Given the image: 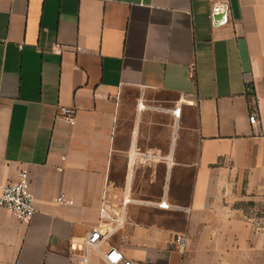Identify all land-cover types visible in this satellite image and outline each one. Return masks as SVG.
I'll list each match as a JSON object with an SVG mask.
<instances>
[{
  "label": "crops",
  "instance_id": "crops-1",
  "mask_svg": "<svg viewBox=\"0 0 264 264\" xmlns=\"http://www.w3.org/2000/svg\"><path fill=\"white\" fill-rule=\"evenodd\" d=\"M23 169L37 210L23 223L0 208V264H108L88 233L128 192L105 249L264 264V227L222 204L231 184L264 195V0H0V183Z\"/></svg>",
  "mask_w": 264,
  "mask_h": 264
},
{
  "label": "built area",
  "instance_id": "built-area-1",
  "mask_svg": "<svg viewBox=\"0 0 264 264\" xmlns=\"http://www.w3.org/2000/svg\"><path fill=\"white\" fill-rule=\"evenodd\" d=\"M229 6L224 2L213 1L211 17L215 24H218L215 15L221 12H227L228 18ZM52 51L55 54L62 55L64 48L62 46H55ZM251 91V88H248ZM143 102L139 103V109L145 108ZM178 119L181 116V107L170 110ZM78 110L76 107L61 106L59 109L58 117L68 120L71 124L76 123ZM251 124H256L260 120V112L256 102L253 103V108L249 117ZM60 202H66V194H61L58 198ZM131 195L126 193L120 203L118 212L114 211V204L111 203L106 197L102 201L101 222H106L105 225L93 227L87 237L89 249L98 251L108 264H137L117 247L109 245L106 249L105 246L111 237L118 231L124 224V217L126 207L130 202H133ZM156 205L164 208H169L170 205L166 200L156 203ZM0 208L7 209L13 213L21 222L30 223L36 213L35 194L32 190V182L30 171L23 169L20 173V178L16 182L0 183ZM175 244L181 250H185L188 246V236L186 234H178L175 237ZM77 264H88L87 262Z\"/></svg>",
  "mask_w": 264,
  "mask_h": 264
},
{
  "label": "rangeland",
  "instance_id": "rangeland-1",
  "mask_svg": "<svg viewBox=\"0 0 264 264\" xmlns=\"http://www.w3.org/2000/svg\"><path fill=\"white\" fill-rule=\"evenodd\" d=\"M222 204L237 210L241 217L250 219L255 228L264 227V195L249 193L240 186L231 184L229 193L223 196Z\"/></svg>",
  "mask_w": 264,
  "mask_h": 264
},
{
  "label": "water",
  "instance_id": "water-1",
  "mask_svg": "<svg viewBox=\"0 0 264 264\" xmlns=\"http://www.w3.org/2000/svg\"><path fill=\"white\" fill-rule=\"evenodd\" d=\"M215 19L217 20L218 24H222L227 20V12H221L215 15Z\"/></svg>",
  "mask_w": 264,
  "mask_h": 264
}]
</instances>
